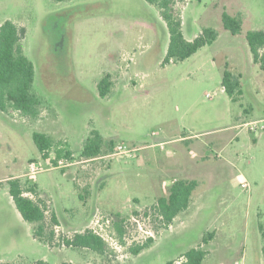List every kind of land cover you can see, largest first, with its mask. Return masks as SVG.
<instances>
[{
  "label": "rangeland",
  "instance_id": "374dc122",
  "mask_svg": "<svg viewBox=\"0 0 264 264\" xmlns=\"http://www.w3.org/2000/svg\"><path fill=\"white\" fill-rule=\"evenodd\" d=\"M175 7L184 37L209 27L217 38L164 64L165 24L146 0H0V24L9 19L24 30L42 102L35 121L0 111V264H175L193 247L205 251L201 264H263L264 131L243 124L264 118V71L245 37L264 30V0H175ZM223 11L240 19V33L223 27ZM226 64L241 90L232 100L221 87ZM104 76L112 84L102 97ZM92 129L113 145L86 159ZM33 131L52 137L48 160ZM120 144L128 151L113 154ZM32 163L38 173H29ZM10 178L25 191L35 187L24 195L45 210L41 240L37 224L15 208ZM180 178L197 186L190 207L164 227L157 201ZM86 230L103 236L109 251L63 243Z\"/></svg>",
  "mask_w": 264,
  "mask_h": 264
},
{
  "label": "trees",
  "instance_id": "16d2710c",
  "mask_svg": "<svg viewBox=\"0 0 264 264\" xmlns=\"http://www.w3.org/2000/svg\"><path fill=\"white\" fill-rule=\"evenodd\" d=\"M146 1L156 6L165 24L164 31L166 28L165 33L168 42L166 55L163 60L164 64L170 61H182L194 54L199 48L210 44L217 38V32L213 28L206 27L198 36L187 40L183 35L180 11L175 7V0ZM221 21L223 27L232 35L240 33L241 21L237 16H231L223 11ZM23 33L24 30L19 29L9 19L4 20L0 24V111L7 115H11V111L13 110L19 111L22 116H27L29 120L35 121L40 118L39 107L42 102L32 90L34 65L23 51L20 42ZM245 37L254 63H258L260 69L264 71V30H248ZM111 84L108 76H104L97 84L98 94L102 97L107 96L110 92ZM221 87L231 100L235 94H241L239 83L231 71L227 69V64L222 73ZM32 140L37 151L41 153L44 159L48 160L49 152L47 153V151L53 144L52 137L41 131H33ZM107 142L113 145L112 140H106L98 130L92 129L83 145L81 156L86 159L99 157ZM66 155H70V153L67 152ZM8 183L9 194L15 208L23 220L37 224L34 237L41 240L43 232L41 223L45 219V210L38 202L24 195L25 192L35 194V187L31 186L25 191L22 189L18 178H10L8 179ZM196 186V180L174 179L168 186L167 195L158 198L156 205L157 212L165 225L164 227H168L175 216L188 208L192 191ZM52 221H55L54 215L52 216ZM208 236L211 237V233ZM261 236L264 239V231L261 232ZM152 242V238L149 237L142 245L131 248V253L137 255ZM63 243L68 247L88 248L99 254L109 251L104 239L92 230L75 233L72 237H64ZM261 252L264 264V247ZM204 256V249L197 247L190 248L183 254L185 258L183 264H201ZM35 264L50 263L39 259ZM59 264L74 263L64 261ZM165 264H174V262L170 260Z\"/></svg>",
  "mask_w": 264,
  "mask_h": 264
},
{
  "label": "built area",
  "instance_id": "2783aa9c",
  "mask_svg": "<svg viewBox=\"0 0 264 264\" xmlns=\"http://www.w3.org/2000/svg\"><path fill=\"white\" fill-rule=\"evenodd\" d=\"M243 126L245 128H247L250 132H254V133L264 131V118H259V119H254V120L248 121V122L244 123ZM127 151L128 150H125L124 146L120 144L117 146V152L113 153V154H117V153H121V152H127ZM28 170H29V173H31V174H35V173L39 172L37 165L34 163H32V165H29ZM241 186L243 188H247L246 183H242ZM95 233H96V231H95ZM96 234H98V233H96ZM98 235H100V234H98ZM101 237L103 238V236H101ZM184 261H185V258L183 259V261L178 262V263L176 262L175 264H183Z\"/></svg>",
  "mask_w": 264,
  "mask_h": 264
},
{
  "label": "crops",
  "instance_id": "0c3cea01",
  "mask_svg": "<svg viewBox=\"0 0 264 264\" xmlns=\"http://www.w3.org/2000/svg\"><path fill=\"white\" fill-rule=\"evenodd\" d=\"M186 38V37H185ZM187 40H190L189 38H186ZM257 118H262V117H255L254 118V116H252V117H250L249 118V120H252V119H257ZM260 132H263V131H260ZM259 132V133H260ZM254 133V132H253ZM257 133V132H256ZM253 136H254V138H253V140H255V137H256V135L255 134H252ZM193 136V135H192ZM192 136H184V139H189V138H195L194 136H196V134L192 137ZM104 137V136H103ZM105 138V137H104ZM215 138H217V139H220V137L219 136H216ZM214 138V139H215ZM233 138H235V137H233ZM217 139H215V140H217ZM179 165V164H178ZM96 188V187H95ZM86 192H87V189H86ZM190 207V206H189ZM177 217H178V215L177 216H175L174 217V219L172 220V223L169 225V227H171L172 226V224L174 223V221L177 219ZM36 239V238H35ZM243 254V253H242Z\"/></svg>",
  "mask_w": 264,
  "mask_h": 264
}]
</instances>
